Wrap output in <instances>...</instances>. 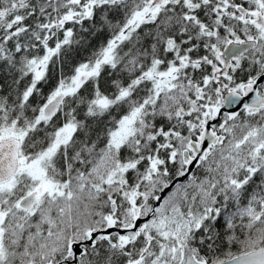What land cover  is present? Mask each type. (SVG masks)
<instances>
[{"label": "snow or ice", "instance_id": "6c2138e0", "mask_svg": "<svg viewBox=\"0 0 264 264\" xmlns=\"http://www.w3.org/2000/svg\"><path fill=\"white\" fill-rule=\"evenodd\" d=\"M0 264H264V0H0Z\"/></svg>", "mask_w": 264, "mask_h": 264}]
</instances>
